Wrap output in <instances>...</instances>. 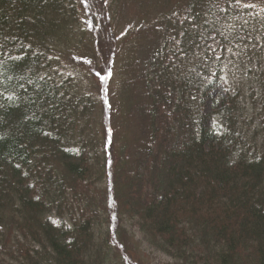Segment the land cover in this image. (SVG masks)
Here are the masks:
<instances>
[{
    "label": "trees",
    "instance_id": "16d2710c",
    "mask_svg": "<svg viewBox=\"0 0 264 264\" xmlns=\"http://www.w3.org/2000/svg\"><path fill=\"white\" fill-rule=\"evenodd\" d=\"M249 3L0 0V264H130L124 221L176 264H264V9ZM96 24L124 71L150 49L132 155L78 80ZM116 96L126 130L127 80Z\"/></svg>",
    "mask_w": 264,
    "mask_h": 264
},
{
    "label": "rangeland",
    "instance_id": "374dc122",
    "mask_svg": "<svg viewBox=\"0 0 264 264\" xmlns=\"http://www.w3.org/2000/svg\"><path fill=\"white\" fill-rule=\"evenodd\" d=\"M249 4L250 7L256 8L258 11L264 9V0H251V3ZM120 17L122 19L121 25H123V29L134 28L138 24L137 20L135 19L136 17L133 14V7L125 2H122L121 4ZM87 28L89 29V27ZM94 28L96 30L98 46H96V44H89L87 46L88 52H85V56H87L88 59H86V63L83 65L82 69H78V80L81 81L83 88L91 87L92 85L94 97L98 102L97 104L101 107L104 106V108L107 109V112H110V118L108 119L105 117V120L106 122L108 121L107 124L110 125V130L113 137L112 144H114V147L118 146V143L120 144L124 136L127 140H129V153L130 150L137 152L138 150H141L145 141V135L142 129L143 119H141V113L146 107V98L142 80L140 79V76H138V78L136 76L140 74V70H143V65L148 59L150 49L145 45V43L138 44L132 51V61L130 65H128L129 68L126 69L125 66L124 71L121 65L122 59L116 56L118 50L113 52L107 46V42L103 43L102 40L104 37L99 36L101 30L99 24H96ZM96 36L92 37L96 38ZM99 43H101V45H99ZM106 57H108L106 62L101 60V64L97 65V68L93 69L90 67V62L92 60H98ZM129 71H131L130 75H128ZM126 80L129 83L131 89L132 97H130L132 99L131 105L133 110L126 124L127 128L125 130L123 129L124 126H121L118 123L119 113H121L123 107L118 105V96H116V94L121 91L123 84L126 85ZM222 96V87L214 88L210 92L209 97L205 100V113H209L212 108L213 101L219 99V97ZM109 107H111V110ZM124 131L126 132V135ZM120 225H122V228L124 226L128 231L127 234L129 236L130 248L134 253L136 251L138 256L140 255L139 258H133L131 251L130 255H127L132 258L130 259L131 261H129L130 264H176L171 259H168L147 245L142 244L141 240H139L140 236L137 233L136 227H134L130 221H124ZM137 254L135 253L134 255Z\"/></svg>",
    "mask_w": 264,
    "mask_h": 264
},
{
    "label": "snow or ice",
    "instance_id": "6c2138e0",
    "mask_svg": "<svg viewBox=\"0 0 264 264\" xmlns=\"http://www.w3.org/2000/svg\"><path fill=\"white\" fill-rule=\"evenodd\" d=\"M237 2H239V0H237Z\"/></svg>",
    "mask_w": 264,
    "mask_h": 264
}]
</instances>
